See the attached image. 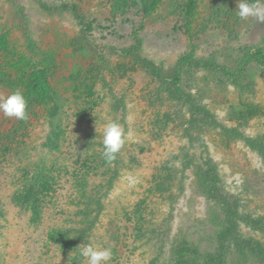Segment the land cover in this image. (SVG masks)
<instances>
[{
	"label": "rangeland",
	"instance_id": "1",
	"mask_svg": "<svg viewBox=\"0 0 264 264\" xmlns=\"http://www.w3.org/2000/svg\"><path fill=\"white\" fill-rule=\"evenodd\" d=\"M237 5L0 0V70L9 84H0V96L12 94L22 72L48 66L47 83L64 100L54 120L62 140L53 151L46 145L49 106L27 108L23 121L0 112V264H88L78 248L87 243L111 249L107 264H200L215 250L223 215L200 194L193 166L178 158L183 150L192 165L206 159L215 165L222 196L239 214L264 222V158L220 130L264 144V67L253 61L233 75L248 54L264 49V23L240 20ZM183 57L233 70L232 76L182 67L175 85ZM190 103L205 106L211 123L186 137ZM110 121L128 135L109 163L103 131ZM46 167L52 185L33 224L12 195ZM93 197L101 207L89 208L96 220L87 242L58 243L55 232L79 228ZM240 231L250 246L264 248V232L243 224ZM227 261L264 264L255 248L246 260L231 254Z\"/></svg>",
	"mask_w": 264,
	"mask_h": 264
},
{
	"label": "trees",
	"instance_id": "2",
	"mask_svg": "<svg viewBox=\"0 0 264 264\" xmlns=\"http://www.w3.org/2000/svg\"><path fill=\"white\" fill-rule=\"evenodd\" d=\"M253 61L264 67V49L256 48L254 53L248 54L244 63L238 67L235 72L233 70L225 69L216 65L206 64L201 61H192L190 57L180 58L176 63L174 73V84L180 83L182 67H192L200 70H215L225 73L226 75L232 76L238 73L244 72L246 66ZM149 67L151 72L158 78L159 70L150 62H144ZM52 68L44 66L43 68H32L29 73L22 72L19 76L18 82L11 85L12 93L15 90H20L26 100L27 108L36 105L49 106L46 113L50 121L49 135L46 138V145L50 150H58L60 142L62 140V130L59 124L54 122L55 118L59 121L61 115V104H64V100L57 96V93L51 90L47 83V75L51 73ZM7 78L3 75L0 70V84L6 85ZM8 84V83H7ZM9 85V84H8ZM7 86V85H6ZM86 93V89H84ZM190 119L188 120V128L184 131V135L187 137L191 131L205 125V123H211V114L205 106L189 104ZM220 127V126H219ZM194 129V130H192ZM222 135L229 139H241L251 149L257 152L261 157L264 158V144L257 140L243 136L236 129H227L223 126L220 127ZM182 162L188 160L187 165L193 166L194 178L199 188L200 194L208 200H213L219 212L222 213L223 218L220 219L222 228L215 235V250L212 254H208L202 258L200 264H227V259L231 254H237L241 260H246V255L252 253L254 248L258 251V255L264 258V248L256 245L254 248L250 246V239L244 238L240 231V224H243L254 232H264V222L259 218H252L249 215H241L237 212L235 204L228 203L225 196H222V190L218 186L219 177L217 169L209 159L204 160L199 165L190 164L193 160L188 156L187 151L183 150L178 156ZM115 163V162H114ZM49 168H40L38 172L32 174L29 180H25L19 185L18 190L12 195V203L16 208L21 211L24 210L31 215L30 222L35 224L39 221L41 216V207L46 194L50 192L52 185ZM104 174V173H103ZM95 205L97 209L101 207L99 198L93 197L89 199L85 204L83 212L80 214L81 222H79V228L57 230L55 232V238L58 243L74 246L78 240L87 242L90 237V233L94 228V212L91 213L89 210L91 205ZM100 209V208H99ZM90 211V212H89ZM97 215V214H96ZM92 218V219H91ZM90 220H92L90 222ZM257 254V253H256ZM115 264H118L117 262ZM192 264H197L196 260Z\"/></svg>",
	"mask_w": 264,
	"mask_h": 264
},
{
	"label": "clouds",
	"instance_id": "3",
	"mask_svg": "<svg viewBox=\"0 0 264 264\" xmlns=\"http://www.w3.org/2000/svg\"><path fill=\"white\" fill-rule=\"evenodd\" d=\"M236 14L240 20L244 21L255 18L259 23H264V3L262 0H238ZM0 112L5 117L26 120L27 100L20 90H15L11 95L0 96ZM127 135L122 126L110 121L105 124L103 131V156L107 162L116 159L126 143ZM80 256L87 260L88 264H107L112 257L110 248H100L91 243L83 244L78 247Z\"/></svg>",
	"mask_w": 264,
	"mask_h": 264
}]
</instances>
